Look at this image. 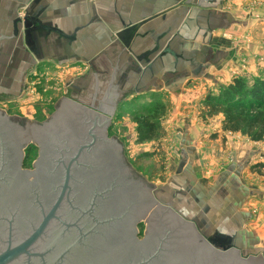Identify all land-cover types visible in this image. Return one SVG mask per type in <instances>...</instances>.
I'll use <instances>...</instances> for the list:
<instances>
[{
  "label": "crops",
  "instance_id": "1",
  "mask_svg": "<svg viewBox=\"0 0 264 264\" xmlns=\"http://www.w3.org/2000/svg\"><path fill=\"white\" fill-rule=\"evenodd\" d=\"M0 1V55L5 57L0 74L7 88L22 86L31 66L50 64L68 77L67 84L73 70L86 74L79 101L93 95L107 101L113 95L117 108L126 94H193L195 86L204 91L202 83L217 85L238 65L236 50L222 38L237 23L223 9L228 0ZM182 144L184 167L190 148ZM238 153L227 173L209 182L211 190L223 194L209 197L216 226H223L214 236L264 260V185L249 183L244 173L251 154Z\"/></svg>",
  "mask_w": 264,
  "mask_h": 264
},
{
  "label": "water",
  "instance_id": "2",
  "mask_svg": "<svg viewBox=\"0 0 264 264\" xmlns=\"http://www.w3.org/2000/svg\"><path fill=\"white\" fill-rule=\"evenodd\" d=\"M114 100L111 95L98 101L94 95L87 106L61 98V109L53 107L54 114L42 127L45 136L52 134L45 142L49 148L52 144L55 157L48 152L37 155L32 171L21 170L5 155L4 144L8 150L15 140L9 127L0 125V264H264L260 257L242 258L233 246L226 251L212 247L192 222L158 202L142 180L132 186L138 190L144 183L143 195L133 194L122 167L119 181L114 172L107 186H84L88 175L73 171L95 140H109ZM68 125L73 132L86 133L91 142L66 139ZM30 140L35 142L20 138L19 149ZM71 142L75 143L68 156ZM53 158L55 167L43 169L42 162ZM182 168L181 162L176 173ZM141 222L146 226L144 238L137 241ZM155 223L162 230L150 237Z\"/></svg>",
  "mask_w": 264,
  "mask_h": 264
},
{
  "label": "rangeland",
  "instance_id": "3",
  "mask_svg": "<svg viewBox=\"0 0 264 264\" xmlns=\"http://www.w3.org/2000/svg\"><path fill=\"white\" fill-rule=\"evenodd\" d=\"M223 7L237 18L233 29L228 34H222L238 55V65L228 71L230 80L228 77L217 85L204 82V91L199 86L190 87L193 92L196 91L193 94H126L118 103L108 128V138L121 146L123 162L132 175L151 186L158 202L169 206L187 222H192L202 237L219 251H226L230 246L228 239L215 238L214 232L223 226H216L208 203L210 195L219 199L223 194L211 190L209 182L218 174H226L227 167L232 166L231 157L236 154L239 158L238 152L242 149L251 154L244 175L248 174L252 185H264V168H258V164H264L262 144L251 142L239 133H223L222 113L211 114L205 104L206 97H217L233 79H243L247 86L256 79H264V0H228ZM14 45L16 48L17 44ZM2 57L0 55V67L5 59ZM77 68L84 67L78 64ZM30 70L32 72L24 77L23 85L17 88H7L6 78L0 74V110L7 116L16 120L44 122L54 114L53 107H58L61 98L81 102L78 90L82 81L87 79L83 77L86 75L84 72L73 70L70 87L71 83L65 81L68 77L59 75L60 71L56 72L50 64L33 65ZM76 82L77 88L74 89ZM83 99L84 103L90 104L89 99ZM156 106L162 109H158L154 113L156 117L151 118L150 113L156 110ZM147 114H150L149 120L158 130L153 140L140 144L137 141L136 120ZM182 141L190 148V153L187 165L182 168L185 172L177 174L178 163L183 159ZM25 153L23 169L32 171L37 153L34 149L22 154ZM196 196L198 202L195 201ZM255 213L256 210L251 212L252 215ZM209 215L214 220L208 218ZM145 227L141 222L136 229L137 241H142ZM215 239L220 241L218 246ZM239 254L248 258L247 254L240 251Z\"/></svg>",
  "mask_w": 264,
  "mask_h": 264
},
{
  "label": "flooded vegetation",
  "instance_id": "4",
  "mask_svg": "<svg viewBox=\"0 0 264 264\" xmlns=\"http://www.w3.org/2000/svg\"><path fill=\"white\" fill-rule=\"evenodd\" d=\"M93 96L90 99V104L93 100ZM80 104L87 105V106L90 105L84 102H80ZM62 105L63 104L60 103L55 110L57 111L58 109H61ZM94 105H96V103H94ZM66 119L67 118H64L65 120L64 122H67ZM60 120L62 121L63 119H60ZM44 122H39L36 120L27 121L23 119L16 120L15 118L7 116L6 114H4L2 110H0V123H1L0 125L3 127L5 123L9 127L7 129L11 131V135L15 140L13 147L9 146L8 150L6 149V145L4 144L5 152H6L5 155H7V157L9 156L13 157V163L15 165L17 164L18 166H20L21 170H24L23 166L26 161V153L23 155L22 154L23 152H29L34 149L38 155V158H39V155L42 154V152H48V154L53 155V157H55V152L52 147V144L49 148V145H47L45 142V141H48V139L52 137V134L51 132H48L45 136L44 132L42 131ZM70 125L72 126V124ZM70 125L67 126V130H70V131L66 133V139H68L69 141L74 140L75 142H77L78 140H82V138H84V139H87L89 142H91V140L88 139L86 133L79 134V133H76L75 131L73 132V129ZM55 129H57V126L55 127ZM4 130H6V128ZM26 137L29 139H35V142L30 140L24 146V149L21 151L19 149V143H20L19 139L22 138L24 140ZM107 137H108V133H107ZM74 143L71 142L69 144V146L71 147H69L66 150V153L68 154V156L71 151L72 145L74 146ZM84 154L85 155H83L79 159V161L82 162L80 163L81 164L80 168H75L73 172L79 173L78 176H82V177L88 175V178L85 180L86 182H84L85 187L91 188V187L107 186V184L110 183L111 178L114 177V172L116 174L115 177L119 181L121 177L120 174L122 173V170H121V167H122L127 172L126 181L130 183L128 186V189H130V191L133 194H134V191H136L141 196L143 195L144 183L142 184L143 188L141 186L140 188H138V190H135L137 189L135 185L132 186L133 183L135 182L138 183L139 180L136 178L134 179V177L132 176V173L124 165L122 152H121V146L116 141L110 140V139L105 141L103 140V138H98L91 145L90 149L84 152ZM42 163H44L43 169H46L47 167H51L50 169H53L55 167L54 158L46 162H42ZM85 166L86 168H84ZM6 169H7V165H6ZM112 197L114 199V196ZM115 208H117V205L112 206V209H115ZM140 224L141 223L137 225L136 229L138 228ZM153 227L154 228L151 230L150 237L152 236V234L159 235L162 230V226L160 224L155 223L153 224ZM143 238H144V234H143Z\"/></svg>",
  "mask_w": 264,
  "mask_h": 264
},
{
  "label": "trees",
  "instance_id": "5",
  "mask_svg": "<svg viewBox=\"0 0 264 264\" xmlns=\"http://www.w3.org/2000/svg\"><path fill=\"white\" fill-rule=\"evenodd\" d=\"M205 104L211 114L222 113L223 133L241 134L251 142L264 148V79H256L247 86L243 79L236 78L217 97H206ZM157 108L147 116L138 118L136 134L138 143L148 142L156 137L158 128L150 122L155 118ZM264 168V164H258Z\"/></svg>",
  "mask_w": 264,
  "mask_h": 264
}]
</instances>
